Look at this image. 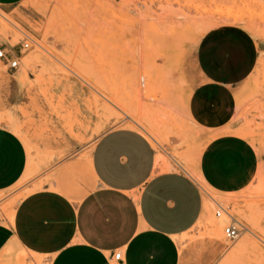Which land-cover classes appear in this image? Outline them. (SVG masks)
Segmentation results:
<instances>
[{
	"label": "rangeland",
	"instance_id": "rangeland-1",
	"mask_svg": "<svg viewBox=\"0 0 264 264\" xmlns=\"http://www.w3.org/2000/svg\"><path fill=\"white\" fill-rule=\"evenodd\" d=\"M228 23L264 39V0H23L0 8V44L8 52L26 35L34 39L17 69L0 60V124L22 137L29 154L26 175L1 193L14 195L0 202V219L61 161L84 157L104 131L133 127L152 141L162 170L186 172L202 188L207 212L181 236V247H204L213 255L209 264H264V167L237 192L211 188L195 169L206 143L225 128L200 126L193 99L216 82L204 62L206 36ZM233 91L237 126L224 131L264 145L258 46L249 81ZM217 202L246 225L235 241L225 237L229 217L216 215Z\"/></svg>",
	"mask_w": 264,
	"mask_h": 264
},
{
	"label": "crops",
	"instance_id": "crops-1",
	"mask_svg": "<svg viewBox=\"0 0 264 264\" xmlns=\"http://www.w3.org/2000/svg\"><path fill=\"white\" fill-rule=\"evenodd\" d=\"M22 1L0 0V8L10 11ZM206 37L204 62L216 82L195 94L194 117L206 131L236 129L231 91L249 81L264 39L234 23ZM224 130L206 143L195 169L211 188L237 192L264 167V145ZM157 158L142 131H104L84 157L61 161L42 184L9 204L12 216L0 219V264H209L213 255L204 247H181V236L207 212L202 188L186 172L162 170ZM28 161L22 137L0 124V196L26 175ZM118 249L122 258L115 260Z\"/></svg>",
	"mask_w": 264,
	"mask_h": 264
},
{
	"label": "built area",
	"instance_id": "built-area-1",
	"mask_svg": "<svg viewBox=\"0 0 264 264\" xmlns=\"http://www.w3.org/2000/svg\"><path fill=\"white\" fill-rule=\"evenodd\" d=\"M34 40L29 35H26L22 41L20 42L21 47L20 50L23 49L27 50L31 47L30 41ZM0 60H5L8 68L17 69L20 64V57L19 56H11L8 54V51L5 47L0 44ZM218 208L216 209V215L221 216L223 213L229 217V221L224 226V234L227 240L235 241L237 238L240 237L242 232L245 230L246 225L238 219L234 214H232L225 206L221 203L217 202ZM113 258L115 260H119L122 258V251L118 249L114 252Z\"/></svg>",
	"mask_w": 264,
	"mask_h": 264
},
{
	"label": "bare ground",
	"instance_id": "bare-ground-1",
	"mask_svg": "<svg viewBox=\"0 0 264 264\" xmlns=\"http://www.w3.org/2000/svg\"><path fill=\"white\" fill-rule=\"evenodd\" d=\"M5 34V30L3 31L2 29H0V35H4ZM200 177V176H199ZM200 179H201V177H200ZM206 205H207V202H206ZM218 223H217V225H219V227H220V225L222 224V222H223V220L222 219H218V221H217ZM218 227V228H219ZM221 228V227H220Z\"/></svg>",
	"mask_w": 264,
	"mask_h": 264
}]
</instances>
